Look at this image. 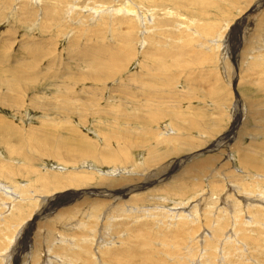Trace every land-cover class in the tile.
Listing matches in <instances>:
<instances>
[{
	"label": "rangeland",
	"instance_id": "1",
	"mask_svg": "<svg viewBox=\"0 0 264 264\" xmlns=\"http://www.w3.org/2000/svg\"><path fill=\"white\" fill-rule=\"evenodd\" d=\"M1 57L28 81L0 80V183L17 195L0 190V264H43L44 252L71 264L58 233L91 244L88 264H264V203L245 205L225 180L264 181V121L250 112L264 109V0H0ZM63 97L79 111L67 125L42 109ZM44 125L68 143L45 142ZM80 135L87 146L70 143ZM19 137L35 145L13 153ZM206 157L181 187L179 170Z\"/></svg>",
	"mask_w": 264,
	"mask_h": 264
},
{
	"label": "bare ground",
	"instance_id": "2",
	"mask_svg": "<svg viewBox=\"0 0 264 264\" xmlns=\"http://www.w3.org/2000/svg\"><path fill=\"white\" fill-rule=\"evenodd\" d=\"M261 4V3H260ZM123 11V10H122ZM95 16H97V15H95ZM260 18V17H259ZM257 56V55H256ZM2 58V57H1ZM0 58V63H1V65H2V62H4V58H2L1 59ZM258 60H261V59H258V58H255L252 62H250L249 63V68H259V67H261V64H260V62H258ZM262 60H264V58H262ZM102 65H103V63L101 62V63H99V65L98 64H96V68L95 69H90V67H87L86 68V70H88L89 69V78L91 77V75L93 74L94 75V77L95 78H98V77H100V76H102L103 75V69H102ZM261 69V68H260ZM1 71H4L5 73H6V75H3V76H5V77H1L2 76V74H0V80H1V82H2V84L5 86V88L6 89H13V90H16V89H14V88H16V87H19L24 81H28V80H26V75H25V68L23 67L22 69L21 68H19V67H1V69H0ZM257 70V69H256ZM262 70V69H261ZM256 73V72H255ZM260 73V72H259ZM64 74V73H63ZM65 75V74H64ZM252 75H253V73H252ZM62 76V75H61ZM1 82H0V84H1ZM26 82H24V83H26ZM27 86H28V84H26ZM25 86V85H24ZM23 86V87H24ZM73 86V85H72ZM22 88V87H21ZM25 88V87H24ZM10 93V92H9ZM17 95V94H16ZM60 95V94H59ZM16 97V96H15ZM66 97H63L62 99H61V101L60 102H53V103H48L46 106H42L43 108V111H44V113L45 114H49V113H51V112H54L55 114H59L60 115V117H62L63 118V121H65V123L67 122H69V121H67V117H68V115H72V114H74V113H79V111H78V105H76L75 103L74 104H72L71 105V101L69 100V99H65ZM68 98V97H67ZM70 98V97H69ZM74 97H72L71 99H73ZM40 100V99H39ZM73 101V100H72ZM76 102V101H75ZM36 103V101L33 103V104H35ZM251 103V102H250ZM39 105H40V103H39ZM38 105V106H39ZM252 106V105H251ZM262 106V105H261ZM40 107V106H39ZM251 108V107H250ZM249 108V109H250ZM263 108V107H262ZM261 107H259V104H255L254 106H253V108L250 110V112H251V117H252V122H253V126H254V124L255 123H257V121L259 120V119H263V121H264V109H262ZM249 113V112H248ZM78 116H79V118H81V116L78 114ZM48 117V116H47ZM44 119H47L46 117H43ZM58 121V120H57ZM47 122V121H46ZM59 122V121H58ZM41 123V122H40ZM42 123H43V121H42ZM67 123H66V125H67ZM259 123V122H258ZM44 124V123H43ZM48 124H50V123H48ZM7 125H9V124H5V123H1L0 122V128H4V126H7ZM69 125V124H68ZM45 126V125H44ZM55 126V125H54ZM42 127V126H41ZM46 127V126H45ZM58 127V126H57ZM62 127V126H61ZM10 128V127H9ZM8 128V129H9ZM262 129H264V126L262 125V127H261ZM46 129L49 131V133H45V142H47V143H50L51 141H53V142H55L56 143V140L57 139H59L61 142H62V145L63 144H67L68 143V140L66 139V138H63V137H60V138H56L54 135H53V131H51V129H52V127L49 129V127H46ZM67 132H69V133H71V135L73 134V130L72 129H70V127H65L64 128ZM38 130V129H37ZM40 130V129H39ZM54 130V129H53ZM56 131V130H55ZM65 131V132H66ZM262 133H264V130H263V132ZM30 137H31V135H30ZM34 138V137H33ZM73 140H75V139H73ZM77 142H75V141H70V143L72 142V143H74V144H76V145H85V141H84V137L83 136H78V140H76ZM54 143V144H55ZM256 143V142H255ZM260 144H263L264 145V141H261V142H259ZM26 144V146L28 145V144H33V145H35V143H34V139H32V138H29V137H27V138H23V137H19L18 138V143L17 144H15V145H12L13 146V148H12V151L16 148V147H22L23 145H25ZM61 144V143H60ZM254 145V144H253ZM25 146V147H26ZM85 146H87V143H86V145ZM85 146H83V147H85ZM130 146H132V145H130ZM214 146V145H213ZM28 147V146H27ZM67 147V146H66ZM153 148V147H152ZM24 149V148H23ZM16 150V149H15ZM18 150V149H17ZM19 150H21V148L19 149ZM26 150H27V148H26ZM31 150V149H30ZM84 150V149H83ZM11 152V151H10ZM9 152V153H10ZM17 152V151H16ZM12 153V152H11ZM13 153H14V151H13ZM18 153V152H17ZM9 155V154H8ZM19 155H22V153L21 154H19ZM25 156V157H24ZM25 158V159H27L28 157L25 155V154H23L22 155V158ZM32 157V156H31ZM217 160V159H216ZM30 161H31V158H30ZM215 161V159H210V158H208V157H206V158H204L202 161H200V162H195V163H193V164H191V165H188V166H185L182 170H179V172H180V175H179V177H177L178 179H176V181L181 185V187L185 184L184 183V179H185V177L186 176H188L189 174H197V173H202L205 169L207 170V169H209L211 166H212V164H213V162ZM178 163V162H177ZM0 171H1V169H0ZM14 171V170H13ZM10 172V171H9ZM7 173V172H6ZM0 174H2V173H0ZM223 175V174H222ZM149 176V175H148ZM177 176V175H176ZM247 175H243V177H246ZM242 177V176H241ZM248 178V180H250V181H246V179H241L239 182H238V179L237 178H235V179H225V180H228L229 181V183L227 184V186H228V189L229 190H233L234 191V193L236 194V195H238V196H241L242 195V197H243V200L245 201L244 202V204L245 205H255V203H257V204H259V203H264V195L263 194H261V193H259L258 192V188H257V190H249V188L252 186V185H254V184H257L258 186H261V184L262 183H264V181L262 182V183H258L257 181H256V179L255 178H257V177H255V178H249V177H247ZM104 180V179H103ZM102 180V181H103ZM107 180V179H106ZM105 180V183H103L104 185H106V186H109V187H116V189H121V188H123V191L125 190V191H127V192H135V190L136 189H140L139 187L140 186H143L144 187V185H140L138 188H136L137 187V185L136 186H133V187H131V186H123V187H121L122 185V183H124V182H127V183H131L130 181H132L131 179H109V180H107L106 181ZM147 180H149V179H147ZM262 180V179H261ZM172 181H173V179L171 180V182L170 183H172ZM104 182V181H103ZM58 183V182H57ZM99 184H101V183H99ZM135 184V183H134ZM143 184V183H142ZM55 185V184H54ZM84 186V185H83ZM96 186V185H95ZM216 185L214 184L213 185V187H215ZM74 187V186H73ZM143 187H141V188H143ZM212 187V188H213ZM261 188V187H260ZM57 189V188H56ZM217 189V188H216ZM0 190H2L3 192H8V193H10L11 195L10 196H8V197H10V198H12L13 196L15 197V196H17V195H15V193L14 192H12L10 189H8V187L7 186H5V185H2L1 183H0ZM149 192H144V193H151V192H154V190L153 189H151V190H148ZM214 191V189H212L211 190V192H213ZM219 191V190H218ZM255 191H257V192H255ZM65 192V191H64ZM88 192H90L91 194H101V193H103V191H100V190H97V189H92L91 191L89 190ZM217 192V191H216ZM86 193V192H85ZM143 193V192H142ZM142 193H135V194H133L132 196H130V198H128L129 199V202H132L133 200H135L136 198V196H138L139 194H142ZM233 193V192H232ZM125 194V193H124ZM7 195H9V194H7ZM80 195H82V194H80ZM202 195V194H201ZM200 195V196H201ZM204 195V194H203ZM54 196V195H53ZM66 196V195H65ZM74 196V195H73ZM55 197V196H54ZM67 197V196H66ZM214 197V196H213ZM207 199V198H206ZM44 200H47V201H45L46 202V204L47 203H49L48 205H50L49 207H54L53 206V203L55 202V200L54 199H52V198H49V196H48V198H44ZM103 200V199H102ZM143 201H146V200H143ZM127 202V201H126ZM43 203V202H42ZM61 203V202H60ZM133 203V202H132ZM89 204V203H88ZM125 205H127L126 203H124ZM129 204V203H128ZM104 205L105 204H101V203H96V204H92V207L94 208V211H99V209H101V206L102 207H104ZM119 205V204H118ZM139 204H134L133 206H127L126 207V209L124 208V211H126V210H130L131 211V209L133 210L134 208H136L137 206H138ZM120 206V205H119ZM44 206H42L40 209H39V211H37V212H39V214H44V213H47L48 212V210H47V208H43ZM49 209V208H48ZM116 209H118V208H116ZM120 209V208H119ZM193 209H194V206H193ZM21 210H22V208H21ZM21 210L19 209V208H17V213L15 214V215H18V213L19 212H21ZM46 210H47V212H46ZM50 210V209H49ZM110 208H109V206H106V208H104V210L103 211H101V212H99L98 213V215H104V216H106L107 215V217L106 218H102V217H98L97 215V217H98V219L99 218H101L100 219V221L103 219V222H100V224L101 225H103L104 223H105V225L102 227V230H105V228H107V225H108V223H109V221H110V219L109 218H111L112 217V215H110ZM107 211V212H106ZM116 211V210H115ZM62 212V211H61ZM112 212V211H111ZM20 215H21V213H19ZM91 214H93V213H91ZM45 215V214H44ZM41 216V215H40ZM18 217V216H17ZM73 218V217H72ZM97 219V220H98ZM109 221H108V220ZM235 219V218H234ZM38 220V219H37ZM77 221V220H76ZM70 222H71V220H70ZM69 222V223H70ZM85 222V221H84ZM34 223V222H33ZM32 223V224H33ZM122 223V222H121ZM68 225L69 226V224H66V223H63V225ZM71 224V223H70ZM77 223L76 222H74L73 223V221H72V224L70 225V226H72V228H73V226L74 227H77L78 225H76ZM65 225H64V227H65ZM29 226V225H28ZM81 226V225H80ZM86 226V225H85ZM99 226V225H98ZM91 227V226H90ZM94 227V226H93ZM234 227V226H233ZM92 228V227H91ZM84 229V228H83ZM61 230V229H60ZM71 230V229H70ZM93 230H94V228H93ZM93 230H91L92 232H93ZM63 231V230H62ZM59 232V231H58ZM96 232V231H95ZM62 233V232H61ZM64 234V233H63ZM25 235V234H24ZM83 235H85V234H83ZM88 236H90V235H88ZM24 237V236H23ZM49 237V236H48ZM57 237H59L60 239L58 240V241H60L62 244H58L57 246L58 247H60V248H62L63 249V252H56L57 253V255H59V256H61L62 258H70V260H71V264L72 263H77L78 264V261L80 260V262H82V263H80L79 262V264H88V263H86V260L87 259H90V257L91 256H89L90 255V245L89 244H87V242L85 243V245L87 244V246H85V245H82V244H80V242L83 240V242H84V238L83 237H79V242H78V244H72V242H73V240L74 239H64V238H66L65 236H63L62 237V235L60 234V233H58V234H56V238ZM86 237V236H85ZM227 237H229V236H227ZM230 237H232V236H230ZM69 238V237H68ZM22 239V238H21ZM65 240V241H64ZM72 240V242H70ZM87 240V239H86ZM92 240H94L95 241V238L94 239H92ZM97 240H98V238H97ZM67 241H69V243L67 242ZM77 242V241H76ZM240 242V241H239ZM71 243V244H70ZM82 243V242H81ZM78 245V246H77ZM109 245V244H108ZM97 246V247H96ZM101 247L100 246V243L99 242H97L96 241V243H95V248H97L98 250H99V247ZM46 249V248H45ZM59 250V249H58ZM61 250V249H60ZM83 253H85V255H84V259H80V258H82V254ZM62 254V255H61ZM56 254H51V252H44V257H42L43 258V261H44V263L43 264H52L53 262H54V260H56L57 259V257L55 256ZM94 255V254H93ZM96 257V256H95ZM99 259V258H98ZM37 260V259H36ZM60 260V259H59ZM41 262H42V259H41ZM101 262V261H100ZM97 264H99V263H97Z\"/></svg>",
	"mask_w": 264,
	"mask_h": 264
}]
</instances>
